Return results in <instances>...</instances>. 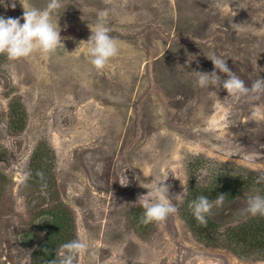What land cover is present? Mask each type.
Here are the masks:
<instances>
[{"label": "rangeland", "instance_id": "obj_1", "mask_svg": "<svg viewBox=\"0 0 264 264\" xmlns=\"http://www.w3.org/2000/svg\"><path fill=\"white\" fill-rule=\"evenodd\" d=\"M21 3L43 10L49 0L0 4V16L22 17ZM60 4L52 21L63 44L54 54L0 55V264H47L78 238L89 249L74 264H264V250L242 259L199 241L183 215L190 181L210 184L221 169L264 173V95L234 100L222 85L196 83V71L215 70L212 55L246 86L264 79V0ZM101 11L119 55L98 72L87 48ZM10 101L24 110L23 129ZM211 119L227 121V143L203 131ZM168 175L177 211L141 224L138 198L149 191L141 182ZM247 201L230 225L251 216ZM212 203L218 214L222 204ZM56 212L65 218L57 229ZM46 241L54 244L48 255Z\"/></svg>", "mask_w": 264, "mask_h": 264}, {"label": "clouds", "instance_id": "obj_2", "mask_svg": "<svg viewBox=\"0 0 264 264\" xmlns=\"http://www.w3.org/2000/svg\"><path fill=\"white\" fill-rule=\"evenodd\" d=\"M0 4H4L5 7L10 6L13 9L16 7L15 0H12L10 5L7 0H0ZM22 6L24 8L22 17L5 18L0 16V55H5L9 61H17L29 58L36 53L45 57L54 54L58 47L63 44L60 29L57 30L52 21V13L61 7L60 0H49L43 10L34 7L25 8L23 4ZM21 19H23V23H21ZM106 25V13L101 11L98 13L97 22L90 28L91 35L88 39L87 55L89 62L98 72L102 71L112 58L119 55L118 45L109 35L110 29ZM208 58L212 61L215 70L211 73L196 71V83L199 87L204 88L209 85L220 87L222 85L223 89L227 91V96L234 100L248 96L258 98L260 95H264V79L256 78L250 87L246 86L245 82L230 70L225 59L216 55ZM217 70L219 73L226 74L228 78L221 80ZM257 115L258 113L253 111L252 116L256 117ZM226 127V120L211 119L203 131L213 135L216 141L224 144L227 143L223 134ZM40 175L42 176V173ZM168 177L169 175L156 176L149 186L141 182V186L149 189L146 195H141L138 198L144 209L140 220L141 224L163 222L170 214L177 211L176 205L171 202L168 196L169 185L165 183ZM136 179L139 180V177ZM119 182L122 186H127L130 181L126 175H123ZM261 182H264V173L256 180L257 184ZM224 196L219 195L217 197L216 206L223 203ZM175 199H180V195L176 196ZM213 206V203L204 195L197 197L189 204L193 216L201 225L207 224L206 215L210 214ZM245 211L251 216H264V196H250ZM88 249V242L80 238L66 242L58 249L56 258L48 261L47 264H74L76 258L80 254L86 253Z\"/></svg>", "mask_w": 264, "mask_h": 264}, {"label": "trees", "instance_id": "obj_3", "mask_svg": "<svg viewBox=\"0 0 264 264\" xmlns=\"http://www.w3.org/2000/svg\"><path fill=\"white\" fill-rule=\"evenodd\" d=\"M9 110L17 127L23 129L25 127L24 110H21L18 103L13 101L9 102ZM260 175L255 170L240 167L239 170H219L215 179L207 185L190 181L183 215L192 234L201 242L226 247L242 259L250 256L254 249L264 250V216H250L236 225L229 223L242 201L248 200L247 196H264V182L256 183ZM201 195L207 196L210 202L216 201L219 195H225L218 214L211 211L206 215V225H201L189 208V204ZM52 217L56 229L61 228L63 222L65 223L62 213L56 212ZM223 227L224 229H222ZM44 242L42 253L48 255L53 250L54 244H51V241Z\"/></svg>", "mask_w": 264, "mask_h": 264}, {"label": "flooded vegetation", "instance_id": "obj_4", "mask_svg": "<svg viewBox=\"0 0 264 264\" xmlns=\"http://www.w3.org/2000/svg\"><path fill=\"white\" fill-rule=\"evenodd\" d=\"M34 235H35V231L33 230L23 234V236H27V238H32ZM23 236L21 235V237Z\"/></svg>", "mask_w": 264, "mask_h": 264}]
</instances>
